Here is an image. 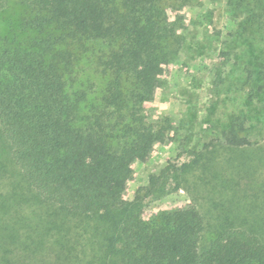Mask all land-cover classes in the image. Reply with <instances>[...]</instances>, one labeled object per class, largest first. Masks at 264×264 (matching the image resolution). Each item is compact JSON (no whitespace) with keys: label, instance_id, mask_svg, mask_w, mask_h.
Returning <instances> with one entry per match:
<instances>
[{"label":"trees","instance_id":"trees-1","mask_svg":"<svg viewBox=\"0 0 264 264\" xmlns=\"http://www.w3.org/2000/svg\"><path fill=\"white\" fill-rule=\"evenodd\" d=\"M16 1L19 32H0V127L26 202L42 203L48 224L66 235L71 228L63 226L76 223L75 244L80 229L89 230L101 264H264V241L241 227L221 229L200 250L204 222L196 208L140 218L176 171L172 164L150 175L132 201L123 199L132 162L173 130L170 118L149 122L142 112L183 43L156 19L162 0ZM261 4L236 3L264 26ZM237 120L221 132L225 145L249 144L246 118Z\"/></svg>","mask_w":264,"mask_h":264},{"label":"rangeland","instance_id":"rangeland-1","mask_svg":"<svg viewBox=\"0 0 264 264\" xmlns=\"http://www.w3.org/2000/svg\"><path fill=\"white\" fill-rule=\"evenodd\" d=\"M236 3L162 0L156 19L172 25L183 43L142 112L149 122L170 118L173 130L147 158L132 162L123 190V199L132 201L150 175L175 166L140 218L150 222L196 208L204 222L200 250L225 227L244 228L264 241V26ZM22 15L16 0H0V32H19ZM238 116L246 118L249 144L225 145L221 132ZM14 168L0 127V264H101L92 258L99 240L81 228L85 234L75 244L76 223L63 226L71 228L69 235L51 227L43 204L27 203L29 191ZM63 237L67 243L59 241Z\"/></svg>","mask_w":264,"mask_h":264}]
</instances>
